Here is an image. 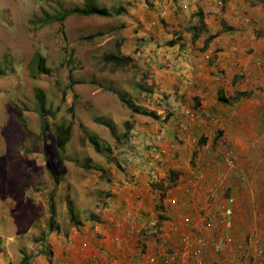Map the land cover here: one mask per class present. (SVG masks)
<instances>
[{"label": "crops", "instance_id": "1", "mask_svg": "<svg viewBox=\"0 0 264 264\" xmlns=\"http://www.w3.org/2000/svg\"><path fill=\"white\" fill-rule=\"evenodd\" d=\"M126 1L119 52L149 59L146 83L154 89L145 87L140 97L163 108L173 104L175 112L146 104L154 116L134 118L133 140L114 135L122 142L105 150L113 179L99 216L71 219L59 239L46 236L52 260L158 264L160 252L171 249L168 264H258L257 250H264V0ZM190 136L206 143L197 149L208 150L200 166ZM200 242L197 257L190 252ZM6 244L0 264L13 251L20 257L12 235ZM35 253L26 249L30 264L46 259Z\"/></svg>", "mask_w": 264, "mask_h": 264}, {"label": "rangeland", "instance_id": "2", "mask_svg": "<svg viewBox=\"0 0 264 264\" xmlns=\"http://www.w3.org/2000/svg\"><path fill=\"white\" fill-rule=\"evenodd\" d=\"M126 2L0 0V252L6 254L12 235L20 254L16 258L13 251L8 264H26L27 248L41 254L40 236L51 217L59 229L49 234L59 239L71 219L84 222L91 212L99 216L109 195L106 185L113 179L105 150L122 142L114 137L122 132L123 138L133 140L129 130L134 129V118L142 116L132 112L129 103L147 113L151 111L146 104L154 112H175L173 104L163 108L140 97L145 87L154 89L146 83L151 70L146 56L132 58L122 68L105 61V54L122 55L118 40L126 38L127 25L120 21ZM90 5L108 15H84ZM129 33L136 39V26ZM167 95L165 99L172 97ZM41 125L50 128L43 139ZM181 130L186 133L187 127ZM188 144L200 166L208 150L202 149L201 155L197 149L206 143L201 136H190ZM221 145L224 148L223 141ZM119 171L132 176L130 170ZM180 240L188 244L186 237ZM204 245L200 242L190 253L200 257ZM48 248L46 259L40 258L44 264H65L52 260L55 255L49 246L45 251ZM168 250L160 252L158 264H168Z\"/></svg>", "mask_w": 264, "mask_h": 264}, {"label": "trees", "instance_id": "3", "mask_svg": "<svg viewBox=\"0 0 264 264\" xmlns=\"http://www.w3.org/2000/svg\"><path fill=\"white\" fill-rule=\"evenodd\" d=\"M83 14L84 15H98V16H106V15H108V14H106V10L105 9H101V8H98V7L92 6V5H90L88 10L87 11L85 10L83 12ZM89 36H91V35H89ZM115 55L116 54H112V53L105 54V61H107V63L115 64V66H117L119 68L125 67V66H127L128 63L133 61V59L129 55H119V56H115ZM129 105H130V110L132 112L136 113V114H139V115H142V116H150V115L154 116L153 112H148L147 113V112H145L144 109H142L141 107L137 106L136 104L129 103ZM49 130H50V128L47 130L46 125H41L40 126L41 139H43L47 135ZM95 142H96V140H95V138H93L92 139V144H94L95 147H96ZM57 146L61 147L60 144L57 145ZM44 165H45V168L50 173H52V167L51 166H47L46 164H44ZM52 220H53V217L50 218L51 222H47L48 223V225H47L48 227H46V231L42 233V235L40 236V240H39L40 241V248H41V251L39 253H42L44 255L48 254L50 252L49 250L45 251V248L48 246V244L46 242V239H45L46 235H48L49 232H51V230H53V229L54 230H58L59 229L58 226L52 225ZM49 255H47V256L49 257ZM23 258H24V261H26V264H30V261L28 260V256L27 255L24 256Z\"/></svg>", "mask_w": 264, "mask_h": 264}, {"label": "built area", "instance_id": "4", "mask_svg": "<svg viewBox=\"0 0 264 264\" xmlns=\"http://www.w3.org/2000/svg\"><path fill=\"white\" fill-rule=\"evenodd\" d=\"M257 256L256 257V261L258 264H264V250H257ZM102 260V259H101ZM101 260H97V259H90L88 261H85V264H106L105 261H101Z\"/></svg>", "mask_w": 264, "mask_h": 264}]
</instances>
